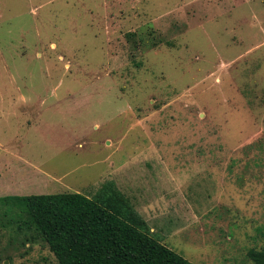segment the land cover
<instances>
[{"label": "rangeland", "instance_id": "rangeland-1", "mask_svg": "<svg viewBox=\"0 0 264 264\" xmlns=\"http://www.w3.org/2000/svg\"><path fill=\"white\" fill-rule=\"evenodd\" d=\"M0 156V196L121 198L193 264H253L264 0H0ZM8 220L0 264H58Z\"/></svg>", "mask_w": 264, "mask_h": 264}, {"label": "trees", "instance_id": "trees-1", "mask_svg": "<svg viewBox=\"0 0 264 264\" xmlns=\"http://www.w3.org/2000/svg\"><path fill=\"white\" fill-rule=\"evenodd\" d=\"M124 206L121 198L106 206L79 192L0 196L8 224L25 240L44 241L58 264H193L144 231L141 218ZM247 255L264 264V241Z\"/></svg>", "mask_w": 264, "mask_h": 264}, {"label": "crops", "instance_id": "crops-1", "mask_svg": "<svg viewBox=\"0 0 264 264\" xmlns=\"http://www.w3.org/2000/svg\"><path fill=\"white\" fill-rule=\"evenodd\" d=\"M4 152L7 153L9 152V149L5 148ZM12 160H10L9 158L6 159L4 157L0 156V177H3L5 179V182L9 183V185L5 186V190L9 191V193L14 192V188L11 185V181L10 176H14L15 178L18 179V174L16 172H14V166L15 164L11 162ZM11 162V163H9ZM10 164L9 169L6 167V165ZM1 188H4V186H2ZM11 195V194H10Z\"/></svg>", "mask_w": 264, "mask_h": 264}]
</instances>
